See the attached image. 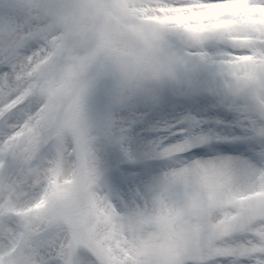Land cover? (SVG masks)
Returning a JSON list of instances; mask_svg holds the SVG:
<instances>
[{
    "label": "rangeland",
    "instance_id": "374dc122",
    "mask_svg": "<svg viewBox=\"0 0 264 264\" xmlns=\"http://www.w3.org/2000/svg\"><path fill=\"white\" fill-rule=\"evenodd\" d=\"M211 1L0 0V115L39 93L30 112L0 130V264H70L87 241L114 264V246L103 238L117 231L132 257L151 255V264L217 257L226 262L216 264H264V225L247 229L264 219V150L173 168L230 156L248 161L226 168L255 178L248 188L238 178L220 190L214 172L163 171L141 182L114 177L105 193L95 191L121 163L140 170L201 143L264 135V0ZM211 12L215 23L203 25ZM28 43L35 48L21 54ZM201 94L209 101L199 103ZM50 140L58 150L32 169ZM15 180L31 195L26 204H10ZM257 192L262 197L253 198ZM127 205H146L155 216L122 219ZM247 233L236 244L227 239ZM81 264L103 263L88 251Z\"/></svg>",
    "mask_w": 264,
    "mask_h": 264
},
{
    "label": "bare ground",
    "instance_id": "6f19581e",
    "mask_svg": "<svg viewBox=\"0 0 264 264\" xmlns=\"http://www.w3.org/2000/svg\"><path fill=\"white\" fill-rule=\"evenodd\" d=\"M256 2L258 1V3H260V0H255ZM263 4L262 5H264V2H262ZM226 4H228V3H224V4H217V5H204V6H202V8H204V7H206V8H214V7H216V8H220V7H224V5H226ZM236 3L234 2L233 4H231L233 7H234V5H235ZM212 13V12H211ZM201 16L202 14H197V16ZM204 15V14H203ZM225 15V14H224ZM224 15H222L221 16V18L224 16ZM193 16H196V14H194V13H192V16H191V18L193 17ZM216 19H217V17L212 13L210 16H207V15H205V18L202 16V23H203V25H210V24H213V23H215V21H216ZM208 23H210V24H208ZM35 65H34V63L33 64H31V67L33 68ZM31 96H35V94H31ZM30 96V97H31ZM8 103H10V102H8ZM14 118H16V119H19L20 118V116H15V117H13L12 119H14ZM12 127V126H11ZM10 127V128H11ZM10 128H8V129H10ZM113 152H105L104 153V155H103V157H107V156H109V155H111ZM137 157H138V155H141L142 153H140L139 151H137L136 153H134ZM135 155H133L132 156V158L133 157H135ZM229 158H231L230 156H228V157H225V156H223V157H221V158H215V159H212V160H209V159H206L207 161H205V163H202V164H196V166H193V167H191V168H188V169H185V168H183L182 170L180 169V170H177V171H175V170H170L169 172H176V173H179L180 175H184V174H187L186 172H188V171H190V172H199V173H203L204 171H207L208 173H215V175L213 176V179H211V180H215V181H217V184L219 185V187L221 186V188H220V190H224V188H228V187H230V185H233V183H235L237 180L236 179H238V178H242V180L244 179V180H246V184H247V186H246V188H248L249 186H251V182L253 181V179H254V181L256 180L255 178H250V177H247L246 176V172H244V176L243 177H232L227 171H226V168H227V166L229 167V165L230 164H232V162H235V163H238V164H240L242 167H246L247 165H246V163L248 162V161H244V160H242V161H240V160H237V159H234V158H232V159H229ZM138 162H141V161H138ZM233 165V164H232ZM231 165V166H232ZM206 166H208L209 168V170L208 169H206ZM201 168V169H199V170H194V169H196V168ZM211 168V169H210ZM41 169V168H40ZM248 172H251L250 170H247ZM157 174V176L158 175H160V174H158V173H156ZM251 174V173H250ZM41 176L43 177V179H45L46 178V176H47V174H41ZM203 179V178H202ZM261 179H263V178H261ZM252 180V181H251ZM139 182H141V181H139ZM109 184V183H108ZM245 184V185H246ZM8 185H10V186H12V187H16V190H15V188L13 189V188H11L10 189V191H13V198H14V200H10L9 199V201H10V204H14V205H16L17 203H23V204H26V202L28 201V199H30L31 198V195L30 196H28L27 198H25L24 197V194H23V192L21 191V190H18L19 188H21V184H19L18 183V181H11V182H9L8 183ZM145 186V185H144ZM150 185H146L145 187H144V189L145 188H147V187H149ZM7 187L8 186H6V189H7ZM263 189H264V187H263ZM4 199V198H3ZM17 200V201H16ZM6 201V198L4 199V202ZM102 203V201H95V203H93L92 205L94 206V207H99V208H101V209H99L100 211H104L105 209H106V203L101 207L100 206V204ZM87 204H88V202H87ZM91 205V206H92ZM13 206V205H12ZM13 208L14 207H12L11 208V211H13L14 213L16 212L15 210H13ZM125 210L126 211H124L123 212V215H125V217H123L122 219H125V220H131L132 218H133V216L134 217H136V215H149V216H155L152 212V208H148V207H146V205L145 206H142V207H140L139 205H135L134 207H131L130 205L128 206H126V208H125ZM130 212V213H129ZM148 216V217H149ZM123 221V220H122ZM117 225V224H116ZM116 225H114L115 227H116ZM260 227V226H259ZM120 228V227H119ZM264 238L262 237V240H263ZM128 239H123V237H122V235L120 234V232H118L117 231V233H112V234H109V238H103V243H104V245L107 243V241L109 242V243H112V245L114 246V249H112V256L114 257V259H115V263L114 264H124V262H126V259L128 260H131V261H134L135 262V259L136 260H138L139 261V263H141V262H143V264H151V261L153 260V256H151V255H148V256H144V259L143 258H141L142 257V255H140L141 257L139 258H135V257H132V255H131V251H129V249H130V247H129V245H128V241H127ZM232 244L234 243V244H236L237 242H235V241H233V242H231ZM240 243V242H239ZM86 244L88 245L87 247L89 248V250H90V252H92L93 254H94V256L97 258V259H99V261L101 262V263H103V264H105L104 263V259H103V257L102 256H100L99 255V253L97 252V250L90 244V242H86ZM133 253V252H132ZM131 263V264H136V263ZM129 263V262H128ZM126 264V263H125ZM130 264V263H129Z\"/></svg>",
    "mask_w": 264,
    "mask_h": 264
}]
</instances>
